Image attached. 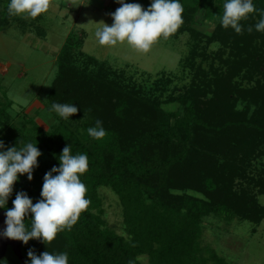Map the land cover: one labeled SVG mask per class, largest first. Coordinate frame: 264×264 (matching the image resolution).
Instances as JSON below:
<instances>
[{
    "label": "trees",
    "instance_id": "1",
    "mask_svg": "<svg viewBox=\"0 0 264 264\" xmlns=\"http://www.w3.org/2000/svg\"><path fill=\"white\" fill-rule=\"evenodd\" d=\"M226 2L179 0L183 24L175 33L190 32L201 41L203 35L192 25L200 24L196 18L204 11L203 21H218L208 41L221 42L229 53L225 58L222 50L211 60L219 61L218 68L212 64L209 70L199 69L192 88L176 102L180 106L176 111L167 112L156 91L146 92L106 63L83 55L85 37L75 32L58 56V76L42 110L56 119L53 130H45L24 111L14 114L10 99L0 109V140L5 145L0 151L31 142L47 157H38L31 181L27 174L19 175L0 212L13 207L19 192L33 204L41 199L44 176L60 166L64 147L69 145L72 155L86 154L89 161L80 176L91 202L88 209L70 231L58 232L51 243L21 241L28 264L30 250L37 256L45 251L67 253L68 264H141L142 256H148L150 264H228L202 246V223L211 215L235 210V215L253 221L260 220L258 213L263 215L259 207L255 217L248 215L255 198L246 185L255 183L251 165L264 155L260 149L264 144V32L255 29L264 13V0H253L257 11L241 20V34L221 25ZM198 49L199 43L187 65H195ZM53 103L74 104L79 111L64 119L51 109ZM239 103L247 106L238 110ZM11 115L14 123L8 120ZM97 120L106 130L100 140L87 133ZM18 122L31 123L33 129L29 133ZM255 185L264 194V171ZM101 187H109L119 197L129 238L104 221ZM189 190L205 199L186 194ZM30 219L31 214L25 218L29 228ZM2 264L21 263L11 252Z\"/></svg>",
    "mask_w": 264,
    "mask_h": 264
},
{
    "label": "rangeland",
    "instance_id": "2",
    "mask_svg": "<svg viewBox=\"0 0 264 264\" xmlns=\"http://www.w3.org/2000/svg\"><path fill=\"white\" fill-rule=\"evenodd\" d=\"M9 2L10 0H0V109L5 108L7 100L10 99L14 103V114L24 111L35 117L38 125L47 131L53 130L57 123L54 117L42 111H45L44 102L58 76V56L66 39L73 32L85 37L80 51L83 55L106 63L133 84L144 87L146 92L156 91V96L164 103L162 107L167 112L180 108L176 102L192 88L193 79L200 68L209 70L212 64L215 69L218 68L219 61L211 60L222 50L226 52L225 58L229 53L221 42L208 41V38L213 36L218 21H203L204 11L196 18L200 24L192 25L193 30L203 35L201 41H197L190 32L175 33L167 39L161 37L151 50L144 54L137 52L126 42H118L115 46L99 44L95 32L103 27V22L112 25L110 14L121 6L117 0H51L49 10L34 19L10 17L7 13ZM125 2L138 3L147 10L152 0ZM197 43L198 54L192 67L187 65V61ZM169 100L172 103L165 105ZM246 106V103H239L237 109L242 110ZM8 120L15 122L12 115ZM22 125L29 133L33 129L31 123ZM260 149L264 152V144ZM41 157L42 160L47 158L46 154ZM251 167L252 175H257L256 183L259 173L264 171V155L255 159ZM255 183L246 185L255 198L253 212L248 211V215L255 217L257 208L263 209V215L258 213L259 217L261 216L259 221L235 215V211H238L235 210L230 214L211 215L202 223V246L210 247L206 251L209 253L213 249L223 256L228 264H264V194L259 193V186ZM99 192L104 221L111 229L129 238V234H125L119 197L109 187H101ZM171 193L182 195L185 192ZM187 193L205 199L198 192L189 190ZM247 210L248 208L245 209ZM23 249L24 244L21 241L19 253L8 248L5 256L0 259V264L11 252L21 264H28ZM140 263L150 264L149 257L142 256Z\"/></svg>",
    "mask_w": 264,
    "mask_h": 264
},
{
    "label": "clouds",
    "instance_id": "3",
    "mask_svg": "<svg viewBox=\"0 0 264 264\" xmlns=\"http://www.w3.org/2000/svg\"><path fill=\"white\" fill-rule=\"evenodd\" d=\"M121 5L111 13V26L104 23L95 32L100 45L115 46L117 43H127L140 53H148L152 46L162 37L167 39L183 24V7L179 0H152L150 7L145 10L138 3H126L117 0ZM51 0H10L7 13L10 17L36 18L46 13ZM221 25L231 27L237 34L242 33L241 20L257 11L253 0H227L223 5ZM258 32H264V13L255 24ZM248 32H252L249 27ZM51 87V86H49ZM51 109L64 119L78 113L74 104L53 103ZM90 137L100 140L105 137L106 130L102 121L97 120L94 127H89ZM66 139V138H65ZM5 147L0 140V149ZM41 152L36 143H26L22 147H10L0 151V208H5L14 184L19 175L27 174L29 181L33 179V171L38 167V157ZM59 167H53L44 176L41 199L33 204L24 192L16 194L12 201L13 207L7 209L3 235L9 239L22 241L42 240L51 243L58 232L71 230L79 219L80 214L87 210L90 200L86 198L87 188L80 176L89 166L86 154H71L70 146L64 147L59 156ZM53 173H58L53 175ZM31 214L30 228L25 224V218ZM31 264H68L67 253L52 254L48 251L37 256L32 250L28 252Z\"/></svg>",
    "mask_w": 264,
    "mask_h": 264
},
{
    "label": "water",
    "instance_id": "4",
    "mask_svg": "<svg viewBox=\"0 0 264 264\" xmlns=\"http://www.w3.org/2000/svg\"><path fill=\"white\" fill-rule=\"evenodd\" d=\"M6 211L7 210H3L0 212V259L5 256L8 248H12L15 253H19L20 251V241L9 239L3 235L7 227L5 224Z\"/></svg>",
    "mask_w": 264,
    "mask_h": 264
}]
</instances>
